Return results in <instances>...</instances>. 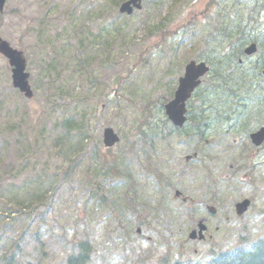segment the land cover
Returning <instances> with one entry per match:
<instances>
[{
	"label": "rangeland",
	"instance_id": "374dc122",
	"mask_svg": "<svg viewBox=\"0 0 264 264\" xmlns=\"http://www.w3.org/2000/svg\"><path fill=\"white\" fill-rule=\"evenodd\" d=\"M94 1L6 0L0 13V37L23 51L35 93L27 101L12 88L10 68L0 56V264L18 245L23 247L20 264H66L78 240L92 247L89 264H206L219 251L248 249L264 238L261 180L254 179L257 197L244 219L231 215L229 230L212 226L206 241L188 240L191 221L186 208L197 206L214 190L225 198L220 206L229 210L251 186L245 180L241 184L237 174L232 182L217 180L211 189L202 183L203 169L198 180L183 177L177 174L183 165L175 160L162 167V174L168 173L167 179L169 173L176 174L172 184L196 199L193 206H184L174 199L169 181L161 185L155 176L149 178L141 146L147 142L149 149V142L158 141L143 138L140 131L148 132L143 124L165 127L162 104L173 95L188 61L206 57L216 64L203 88L209 84L221 65L217 57L226 54L230 44L220 33L242 28L264 35V0H146L143 9L129 17L118 14L112 0H102L105 3L89 19L88 2ZM69 8L73 17L83 20L73 22V29L81 28L83 34L77 35L87 41L88 29L102 37L90 54L98 57L94 64H89L90 57L83 63L89 55L70 32L61 52L55 41H37L42 29L51 33L70 28L65 16ZM49 11L53 16L46 15ZM55 53L66 57L75 73L63 74L54 86V76L52 83L43 77L42 59L49 58L51 73H58L63 64L52 61ZM239 57L249 68L263 59L261 49L252 57ZM231 69L229 82L235 84L240 79ZM221 83L215 82L216 91ZM58 86L64 93L73 92L75 99L69 102L73 94L60 99ZM105 94L110 98L107 104L100 102ZM258 105L250 107L249 116L257 113ZM79 113L90 136H64L63 122ZM106 126L120 137L113 150L101 143ZM171 151L177 158L190 153L180 145ZM73 161L75 167L66 175Z\"/></svg>",
	"mask_w": 264,
	"mask_h": 264
},
{
	"label": "flooded vegetation",
	"instance_id": "af4514ba",
	"mask_svg": "<svg viewBox=\"0 0 264 264\" xmlns=\"http://www.w3.org/2000/svg\"><path fill=\"white\" fill-rule=\"evenodd\" d=\"M230 97L219 98L218 92L216 99L213 100V113L211 120V135L209 140H204V145L192 152V158L186 160L190 162L188 174L199 171V166L207 161L216 176L232 178L236 173L242 172V177L255 183L253 179H261L264 184V138L260 142H253L251 134L264 128V103L258 105L255 115L249 116L248 111L252 107L249 102L250 97L239 94ZM226 91H222V94ZM200 114H197L196 122L200 126ZM194 131V129H190ZM235 168V170L233 169ZM223 171L224 175L221 174ZM234 170V172H233ZM253 192V191H252ZM211 197L219 205V213L213 208V216L206 213V225L226 223L230 218L231 209L227 210L220 206L221 200L212 194ZM209 203H204L207 207ZM211 206H215L212 201ZM207 212V209H206ZM208 216V217H207ZM237 218V217H236ZM208 229V228H207ZM210 237V235H208Z\"/></svg>",
	"mask_w": 264,
	"mask_h": 264
},
{
	"label": "trees",
	"instance_id": "16d2710c",
	"mask_svg": "<svg viewBox=\"0 0 264 264\" xmlns=\"http://www.w3.org/2000/svg\"><path fill=\"white\" fill-rule=\"evenodd\" d=\"M107 1L109 2L111 0H105V2H107ZM112 1L114 3H116L115 0H112ZM105 2H103L102 0H95L93 3L88 2L89 10L99 11L101 6ZM97 11H95V12H97ZM98 15H99V12L95 13L96 18L98 17ZM88 18L91 19L92 18L91 15ZM72 19H70V20H72ZM84 27L87 29L86 25H84ZM70 30H71V33L73 35L78 36L82 50H84V52L87 51V53L89 55V56L85 57V59H83V63L88 62L89 57L92 56L90 54L93 52V46H95V45L99 46V38L101 37V35H99V37L98 36L96 37L95 34L92 33V31H89L87 29V31L89 33H87L88 38L86 41V40H84V37L79 36L80 34L83 35L80 32L81 28H77V30H76V27H75V29H73V25H72ZM226 32H229V30H226ZM77 33L79 35H77ZM59 36H61V35H59ZM229 38H231V34L229 35L227 33L226 39L229 40ZM249 40H257V39H255L253 37H248L245 34L240 33V35L238 36V42L239 43H237V37H236V43H235V45H232V48L236 47L234 49H236L239 52L242 49L241 47L244 45L242 43H245ZM104 42H106V44H108V41L106 39ZM260 42H261V46L264 50V40L260 41ZM234 55H237V54H234ZM91 58L92 57H90V60H91ZM44 65H45V69L51 68L49 62H47V61L44 63ZM51 72H52V70H46L45 74H47V73L50 74ZM223 73H225V71H223ZM230 79H231V76L229 73H226L225 75L218 77V80L222 83H225V84H228ZM213 94H214L213 92H212V94L209 92H204L202 94L201 101H203L206 104H205V107L200 109V111H201V112H199L200 117H201V114L207 110L206 106H208V104L211 102V100L213 101L216 99V96ZM203 116H204V113H203L202 117ZM67 123L69 124L70 122H67ZM194 123H196V122H194ZM82 137L85 138V135H83ZM71 168H72V166H69L67 171H70ZM21 251H22V247L20 245H18L15 251H12L10 253V255L5 257L2 264H19L17 256H18V254L21 253ZM91 253H92V249H91L90 245L87 242H80L78 244V253L76 255L69 256L67 259V264H88V262L90 261ZM210 263L211 264H264V245L259 246V247L255 248L254 250L246 252V253L240 252V253H234V254L229 255V256L223 255V256L218 257L217 259L213 260ZM25 264H40V263L39 262L34 263V262L28 261Z\"/></svg>",
	"mask_w": 264,
	"mask_h": 264
},
{
	"label": "water",
	"instance_id": "95a60500",
	"mask_svg": "<svg viewBox=\"0 0 264 264\" xmlns=\"http://www.w3.org/2000/svg\"><path fill=\"white\" fill-rule=\"evenodd\" d=\"M5 0H0V11L3 9ZM132 7L136 9L141 8V0H128L123 3L119 11L120 13L131 14ZM255 47L251 45L245 52L251 54ZM0 53L9 59V64L12 68L13 86L24 93L26 97H31L32 93L27 84L28 75L24 73L25 61L20 52L9 48L6 42L0 40ZM208 69L205 64L200 63L196 65L190 62L185 67V76L179 80V86L175 94V99L165 106L166 113L169 119L177 126H181L184 122V102L188 99L192 90L199 84L198 78L205 74ZM259 135H253V139ZM258 139V138H257ZM118 141L117 136L110 128L104 130V145L106 147L113 146ZM193 235H191L192 237Z\"/></svg>",
	"mask_w": 264,
	"mask_h": 264
}]
</instances>
